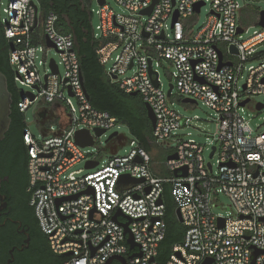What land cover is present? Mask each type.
I'll list each match as a JSON object with an SVG mask.
<instances>
[{
	"label": "built area",
	"instance_id": "built-area-1",
	"mask_svg": "<svg viewBox=\"0 0 264 264\" xmlns=\"http://www.w3.org/2000/svg\"><path fill=\"white\" fill-rule=\"evenodd\" d=\"M115 1L127 13H116L108 0L103 5L98 1L96 12L87 4L92 16L100 18L93 25L100 42L96 53L112 82L127 93L141 94L152 107L154 142L177 155L165 162L171 176H163L135 137L115 131L125 136L124 145L114 137L111 144L119 146L118 152L106 160L77 142L78 131L89 130L95 145L121 123L92 105L75 36L63 33L59 16L44 14L36 0L0 1L1 21L12 44L14 81L23 96L18 107L26 114L47 105L51 116L44 123L43 140L31 132L27 118L23 135L30 202L51 249L66 257L63 264H107L115 256L125 257L127 264H159L167 231L163 193L169 183L186 233L167 264H206L208 259L210 264H264V130H254L246 116L248 105L264 96V27L259 24L264 10L251 3L264 0ZM153 3L151 12L143 13ZM207 6V19L195 30V19ZM253 8L251 18L244 10ZM252 22L259 29L250 32ZM50 51L58 58L49 59ZM161 68L171 70V96L164 90ZM175 95L193 99L190 105L201 101L216 114V170L206 162V145L190 131L179 133L201 118L181 113L171 100ZM262 104L255 103L258 113L264 111V106L258 108ZM96 129L105 132L97 135ZM88 161L99 164L87 168ZM80 163L87 172L74 170ZM124 175L143 181L120 182ZM219 192L230 198L233 216L213 212L212 197ZM118 210L131 219L129 228L139 247L131 249L127 243L125 228L114 220ZM119 221L127 219L119 216ZM110 264L123 263L113 259Z\"/></svg>",
	"mask_w": 264,
	"mask_h": 264
},
{
	"label": "trees",
	"instance_id": "trees-1",
	"mask_svg": "<svg viewBox=\"0 0 264 264\" xmlns=\"http://www.w3.org/2000/svg\"><path fill=\"white\" fill-rule=\"evenodd\" d=\"M1 1V0H0ZM43 13L54 12L59 16V25L63 33H72L76 38L75 50L80 58L81 71L84 85L90 97L92 105L104 112L118 118L121 124L127 125L134 137L140 141L152 155L161 149L153 139V125L148 116L146 102L141 94L131 95L125 92L117 83L112 82L104 65L101 64L96 53L100 42L94 37L93 16L88 10L90 0H39ZM249 17L256 15V9H245ZM12 44L5 35V28L0 15V72L4 73L9 82V89L13 94L12 123L6 134V140L0 144L7 149V157L3 158L5 172L14 175V165L25 157L26 187L30 186L28 148L24 143L23 135L26 127V114L22 112L18 103L22 92L14 81V72L10 63ZM170 155V150H166ZM156 161V156H153ZM163 176H171L165 170ZM31 200V192L28 190V201ZM163 200L165 204V221L167 224L166 237L161 242L157 261L159 264H167L173 248L181 244L186 233V226L181 223L176 215L177 204L172 195L171 185H164ZM34 208V207H33ZM35 211V210H34ZM38 221V219H37ZM39 223V221H38ZM41 230V227L39 225ZM42 232V230H41ZM45 237V251L39 262L35 264H63L65 256L56 254L50 247L47 236Z\"/></svg>",
	"mask_w": 264,
	"mask_h": 264
},
{
	"label": "rangeland",
	"instance_id": "rangeland-1",
	"mask_svg": "<svg viewBox=\"0 0 264 264\" xmlns=\"http://www.w3.org/2000/svg\"><path fill=\"white\" fill-rule=\"evenodd\" d=\"M6 4L9 2V0H3ZM39 5L40 1L36 0ZM252 5L257 8H262L264 10V2H252ZM108 4L111 9H113L116 13H127V10L120 6L115 0H108ZM90 6L94 11L100 9V5L97 0H90ZM208 9L209 7H204L202 12L198 17L195 19V25L194 29L197 30L203 22L207 19L208 16ZM93 25L96 28V26L100 23L99 15L96 13L93 17ZM255 22L250 23V26H254ZM249 25V24H248ZM259 29V27L254 26L250 28V32H253V30ZM42 57H45L43 53H40ZM58 58V55L54 53V51H50L48 53V58ZM112 61L108 63V67L111 65ZM171 71V70H170ZM170 71L161 68L160 69V78L163 83L164 90L168 93L170 89V85L174 84V81L171 77ZM21 89L26 90V87L19 86ZM176 92V90H175ZM176 103V108L183 114L188 116H194L197 115L201 119L194 122V126L192 128L186 129V130H180V134H187L188 131L192 132V136L198 140L199 143L206 145V150L204 152V156L206 159V162H210L214 170L217 169L216 164V158L210 157L211 149L214 146V138L216 136V120L217 118L216 114L213 110H211L208 106L203 104L201 101H199L197 104H184L182 103V98L175 95L171 98ZM259 101H264V96H258L256 97L246 108V116L248 119H250V124L254 130H264V111L258 113L255 108V103ZM35 108H31L26 113L27 123L28 127L31 130V132L34 134V136L38 140H43L44 134L42 133L43 126L35 119ZM47 122V121H45ZM56 123V122H55ZM118 131L121 134H124L128 139H133L134 135L132 134L130 128L125 125L121 124L120 127H116L106 133V136L102 137L101 139L97 140L95 145L88 147L86 150H88L89 153L98 154L100 159L106 160L107 157L110 155V152L108 151V146L106 143V140L110 134L113 132ZM127 149L129 146L126 147ZM125 153V149L122 148L119 152V154L123 155ZM153 156H156V168L159 169L162 173L165 172V162L167 160L166 151L164 148L158 149L153 153ZM83 169V172H87L85 169V164L80 163L75 166L74 170H80ZM212 210L216 215L223 216L225 218H228L230 216L234 215V211L231 206V200L230 198L224 193L219 192L218 194H214L212 197Z\"/></svg>",
	"mask_w": 264,
	"mask_h": 264
},
{
	"label": "flooded vegetation",
	"instance_id": "flooded-vegetation-1",
	"mask_svg": "<svg viewBox=\"0 0 264 264\" xmlns=\"http://www.w3.org/2000/svg\"><path fill=\"white\" fill-rule=\"evenodd\" d=\"M37 121L51 116L47 105L35 109ZM7 142L6 137L3 140ZM7 149L0 146V264H35L45 251L42 234L26 187V166L22 161L14 165L13 174L5 172L3 158Z\"/></svg>",
	"mask_w": 264,
	"mask_h": 264
},
{
	"label": "water",
	"instance_id": "water-1",
	"mask_svg": "<svg viewBox=\"0 0 264 264\" xmlns=\"http://www.w3.org/2000/svg\"><path fill=\"white\" fill-rule=\"evenodd\" d=\"M98 1L101 5H103L105 2V0H98ZM155 2H157V0H154V3ZM154 3L150 6L149 9L143 11V13H146V12L150 13L154 7ZM201 5L202 4H199L196 7L197 11L200 10ZM177 19H178V13L175 14L173 22H176ZM259 24L264 27V11H262V13H261V20H260ZM240 32H242V29H240ZM48 44L52 45V43L50 41H48ZM232 51L235 53L237 52L235 47H232ZM52 64H54L53 61H52ZM222 64L223 63H221L220 66H222ZM54 71H57V66H55V64H54ZM112 77L114 79L117 78L115 75H113ZM82 79H83V75H82ZM83 82H84V80H83ZM172 90H173V84L170 85V89L168 91V96H171ZM137 94H138L137 92L131 93V95H137ZM31 97L34 98L33 95H31ZM88 97H89V95H88ZM182 103H184V104L195 103V101L193 99H190V98H183ZM245 103L246 102H243L242 105H245ZM12 105H13V94L11 93V91L9 89L8 78L4 73L0 72V143L5 139L6 134L11 127ZM145 106L147 108L148 116H149V118L152 122L153 128H154L155 123H156V118H155V114L153 112V109L150 106V104L147 102H146ZM263 106H264L263 104L259 105L258 108L261 109ZM38 122L41 124V126H44V123H45L44 121H38ZM104 132H105V130H103V129H96L97 135H101ZM114 137H116L117 140L119 141V146L124 145V142H123V140L125 139L124 135L118 134L117 132H113L112 134H110L106 140V143L108 146L107 149L111 154H116L118 152V149H119L118 145H112L111 144V142L114 140ZM76 140L82 147L94 145V140H93V137H92L91 132L89 130L78 131V133L76 135ZM0 146H1V144H0ZM215 150H216V147L214 146L211 153H210V157L213 156ZM176 156H177L176 154L170 155V156H168V159L176 158ZM98 164H99V161H88L86 164V167L87 168H93V167L97 166ZM208 166H209V168H211V163H208ZM184 170H185V173L183 175H187L186 169H184ZM175 175H177L176 172H175ZM142 181H143V179H134V178L130 177L129 175H124L120 179V182L133 183V184L139 183ZM160 202H162V200ZM176 215H177L178 220L181 223H183V218L181 216L179 209L176 210ZM119 216L126 218L127 222H120ZM114 220L118 221L125 228V233L127 235V243L129 244L130 248L134 249L135 247H139V245H137V243L135 242L133 234L131 233L130 228H129V224L131 222V219L128 216H126L122 211L118 210L116 212V214L114 215ZM220 225L224 226V220L223 219H220ZM95 251H96V249L93 250V252H95ZM139 254H140V252L136 253V254H132L131 256H135V255H139ZM113 259H119L123 264H127V259L125 257L115 256ZM113 259H111L107 264H110ZM210 262H211V259H208L206 261V264H210Z\"/></svg>",
	"mask_w": 264,
	"mask_h": 264
}]
</instances>
